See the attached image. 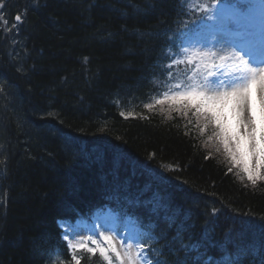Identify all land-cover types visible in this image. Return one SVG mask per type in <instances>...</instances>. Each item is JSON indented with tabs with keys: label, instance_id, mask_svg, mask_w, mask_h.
I'll return each mask as SVG.
<instances>
[{
	"label": "trees",
	"instance_id": "trees-1",
	"mask_svg": "<svg viewBox=\"0 0 264 264\" xmlns=\"http://www.w3.org/2000/svg\"><path fill=\"white\" fill-rule=\"evenodd\" d=\"M15 2L14 61L0 7V264H108L71 250L59 225L107 206L158 264H216L221 244L264 264V181L232 163L214 123L161 96L192 89L181 78L204 67L176 48L230 0Z\"/></svg>",
	"mask_w": 264,
	"mask_h": 264
},
{
	"label": "snow or ice",
	"instance_id": "snow-or-ice-1",
	"mask_svg": "<svg viewBox=\"0 0 264 264\" xmlns=\"http://www.w3.org/2000/svg\"><path fill=\"white\" fill-rule=\"evenodd\" d=\"M230 19L237 27L240 26L239 13ZM16 20L20 21L21 17L17 15ZM220 23L225 35L242 34L232 32L228 27L227 19L221 18ZM216 42L223 45L226 41L220 39ZM260 44L264 52V27L261 31ZM236 47L240 49L239 52L233 50L218 56L220 66H226L232 70L231 82L225 90L210 94L198 90L197 87H192L190 91L177 92L169 99L183 108H194L197 115H203L206 121L214 123L219 129L217 135L232 163L240 167L248 181L255 185L258 181H264V66L254 67L249 59H245V56H248L255 61L251 45L237 44ZM184 51L187 53L188 49ZM209 57L212 59L205 63ZM216 58L217 53L215 52L193 51L188 56L190 61L198 59L200 65L208 69V76L213 75L211 68L215 66ZM259 64H264V55L261 56ZM158 103H163V101H158ZM125 239H130V237H125ZM104 240L108 247L99 244L96 247H88L85 244L72 247L87 248L92 254L99 252L108 264H112L108 255L109 251L115 253L120 264H125V257L126 264H153L152 260L147 259L144 245L141 242L137 243L135 252L132 250V245L128 244L122 257L111 236H105ZM192 247L195 249L199 246L193 244ZM219 251L222 259L216 261V264H238L230 256H224V253L228 252L226 245L221 244ZM74 259L75 264H80L79 258ZM214 259L210 257L209 260L204 261V264H213ZM184 264H187V261H184ZM196 264H199V261Z\"/></svg>",
	"mask_w": 264,
	"mask_h": 264
},
{
	"label": "rangeland",
	"instance_id": "rangeland-1",
	"mask_svg": "<svg viewBox=\"0 0 264 264\" xmlns=\"http://www.w3.org/2000/svg\"><path fill=\"white\" fill-rule=\"evenodd\" d=\"M254 2V0H252ZM258 4L257 6L249 7L245 10V14L249 15L253 18V24L256 23L255 26H253V35L250 36L249 40L251 41V44L254 47H258L262 50V45L260 44V38H261V31L262 27H264V0H257ZM226 8L225 4H218L214 6L213 12H212V24L208 26L207 29V37L205 38V41L203 42L204 45L208 46L209 53L215 52L217 53V58L215 59V66L211 68V71L213 72L212 76L205 75L204 78H201L200 85H201V91H205L208 93H215L219 91L225 90L230 82H231V69L229 67H221L220 62L218 60L219 55L226 54L225 52L220 50L221 44L217 43V40L220 39H231L232 37L230 35H225L222 31V24L220 23L221 18H225L228 20V17L226 16L224 10ZM23 18V15H21ZM228 20V25H229ZM6 26L8 29V32L12 34V47L10 51L8 52L9 59L11 61L15 60V56L21 55V51L25 48V43L21 35V30L19 27V24L16 23L15 19H7L6 20ZM221 27V28H219ZM202 36H195L191 37L192 43H201L204 40V38H201ZM215 37V39H214ZM232 45L234 47V42L232 40ZM204 48V47H203ZM26 59V55H23L21 57V60L24 61ZM212 58L209 57V60ZM235 128V124L233 125ZM93 226H91L92 234L96 237V241L101 244H107V242L104 240L105 236H111L114 243L117 246L118 251H120L121 256L123 257L125 247L128 244L132 245V250L134 252V242L131 238L132 233H125L119 237L116 233L115 225H117V221L115 219V216L111 213H104L100 215H96L92 218ZM66 228L67 231V238L69 240V243L71 246L73 245H80L85 244L87 245V242L85 240V233L83 227L77 226L76 228H70L69 226H63ZM131 231V230H130ZM125 237H130V239H125ZM103 244V245H104ZM125 264H126V257Z\"/></svg>",
	"mask_w": 264,
	"mask_h": 264
},
{
	"label": "bare ground",
	"instance_id": "bare-ground-1",
	"mask_svg": "<svg viewBox=\"0 0 264 264\" xmlns=\"http://www.w3.org/2000/svg\"><path fill=\"white\" fill-rule=\"evenodd\" d=\"M11 1H13L15 4L17 3V2H15V0H11ZM10 3H12V2H10ZM15 14H21L24 16V15H26V10H23L20 12L19 11L15 12ZM224 41H226V42L220 46L221 51L225 52L226 54L232 52L233 50L239 52L236 47H233L231 40L225 39Z\"/></svg>",
	"mask_w": 264,
	"mask_h": 264
}]
</instances>
